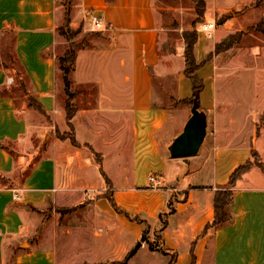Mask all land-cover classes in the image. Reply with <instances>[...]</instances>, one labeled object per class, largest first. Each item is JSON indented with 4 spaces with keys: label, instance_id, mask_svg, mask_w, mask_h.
I'll return each mask as SVG.
<instances>
[{
    "label": "crops",
    "instance_id": "crops-1",
    "mask_svg": "<svg viewBox=\"0 0 264 264\" xmlns=\"http://www.w3.org/2000/svg\"><path fill=\"white\" fill-rule=\"evenodd\" d=\"M156 1L70 0L66 25L97 35L77 53L70 76L77 90L73 133L80 146L53 141L43 145L49 154L37 159L39 152L31 144L40 127L27 117L28 103L18 109L8 95L14 78L0 65V264H57L55 246L36 235L40 221L34 213L101 196L107 190L105 177L116 205L145 221H132L115 212L106 199L95 197L93 206L110 218L113 240L118 242L107 250L112 257L126 254L149 227L158 230L167 257L175 255L174 264H264V168L250 169L235 184L232 223L203 234L214 218L216 193L227 186L235 170L251 161L253 151L264 163V126L258 137L252 138V129L245 140L234 129L246 126L250 117L240 121L234 113L227 115L229 104L218 103L212 86L216 127L210 147L190 158H171L168 149L187 122L169 140L165 137L170 116L168 109L156 105L153 78L160 64ZM256 1L226 0L222 5L220 0H205V16L210 18L206 23L215 24L218 17ZM61 2L0 0V34H13L16 64L29 85L26 93L47 112L45 118L52 121L45 128L49 131L69 128L56 55L64 15ZM94 16L101 18V27L93 24ZM238 21L229 19L219 33L228 34ZM216 29L210 38L204 36L212 39ZM211 50L197 42L195 56L199 51L204 57ZM186 80L185 75L178 78L180 99H186ZM252 118L250 125L255 126ZM85 146L100 155L101 165ZM152 174L158 177V186L150 185ZM171 199L175 212L161 230L159 216Z\"/></svg>",
    "mask_w": 264,
    "mask_h": 264
},
{
    "label": "rangeland",
    "instance_id": "rangeland-1",
    "mask_svg": "<svg viewBox=\"0 0 264 264\" xmlns=\"http://www.w3.org/2000/svg\"><path fill=\"white\" fill-rule=\"evenodd\" d=\"M202 1L207 8L205 0ZM220 2L222 5L227 4L226 0H220ZM59 6L64 15L57 30L61 43L57 47L56 55L58 58H62L68 50L76 52L77 55L81 49L86 48L93 40H96L97 35L92 31L85 32L81 28H72L73 37L68 41L66 36L62 34V29L67 26L66 23L70 19L67 15L71 9L70 0H62ZM197 8H200V3L194 0L156 1L155 12L159 27L160 64L156 70H153V78L156 105L165 107L169 112L170 120L165 132V137L169 140L170 135L172 137L177 134V130L190 119L192 116L191 109L194 103H197V101L187 100L193 94L189 80L183 84L186 99H180L177 96L178 78L181 75L184 76L187 69L185 62L186 43L183 35L185 32L196 31L199 36L198 44L202 43L211 47V52L204 57H200V53L197 51L199 54L196 57L198 70L196 71L195 68L190 70L198 75V84L203 85L200 103L199 101L198 103L201 104L200 113L206 122V136L200 150L204 151L210 147L216 127L213 120L215 116H213L211 109L214 101H216L211 97L210 87L212 86L217 93H215L216 97L219 98L218 103L229 104L230 108H228L227 115L234 113L236 118H240V121L245 120L246 116L250 117L246 126L239 125L234 129L236 133L243 135L245 140L250 138L252 129L254 130L252 138L258 137L261 126H264V33L252 28L260 22L264 23V0L256 1L253 6L241 11H232L227 14L234 13L232 18L243 23L238 21L237 25H231V32L228 34L219 33L221 31L219 30L220 26L225 23L221 21L227 15L215 19L217 29L212 39L206 38L204 36L206 34L200 32L201 24L208 22L210 18H207L205 13L203 16L198 15ZM228 38L230 40L235 39L236 42L216 53V45ZM16 62L13 51V34H0V65L4 66L8 75L14 78L8 95L14 98L17 108L21 109L23 104L28 103V100L24 98V93L19 85L21 81L25 84L27 80ZM58 70V82L60 87L64 88L63 73L59 67V62ZM26 89H29L27 83ZM70 89L76 96L74 92L77 90L72 83ZM224 111L221 112L224 113ZM26 115L33 124L40 127L34 131L31 144V149L39 152L37 159L49 154L46 148H43L44 144L49 145L57 140L70 141L72 132L69 128L64 131L60 129L56 131L45 130L46 127L51 126L52 121L40 116L32 107L29 108ZM252 117L256 120L255 126L250 125ZM247 126L248 130H246ZM94 159L98 163L95 156ZM251 164L252 168H264V163L258 152L252 155ZM105 192L109 193L110 191L105 190ZM95 197L89 195L86 196L85 201L78 205L73 204L69 207L52 205L46 207L45 210L34 213L40 221L36 235L48 244H52L51 246H55L57 264H123L137 243L141 242L140 239L129 248L126 254H119L120 258L112 257L107 250L117 240H113L114 230L110 218L93 206ZM59 211L67 212L62 214ZM147 230L146 238L153 243L155 249H158L160 247L158 230L152 231L149 227ZM141 243L142 247L126 264H170L172 262L166 254L159 250L150 251L145 242Z\"/></svg>",
    "mask_w": 264,
    "mask_h": 264
},
{
    "label": "trees",
    "instance_id": "trees-1",
    "mask_svg": "<svg viewBox=\"0 0 264 264\" xmlns=\"http://www.w3.org/2000/svg\"><path fill=\"white\" fill-rule=\"evenodd\" d=\"M194 1H196L197 3H200V8H197V14L203 16L205 11H206L205 3L202 0H194ZM257 1L259 2L260 0H257ZM233 14L234 13L227 15L226 17H224L222 19L221 22H226L228 19L233 17ZM252 28L255 31L257 30V31L264 33V23L263 22L258 23L256 26H253ZM62 34L66 36L68 41L73 37V32L70 30L68 25L62 29ZM183 38H184L185 43H186L185 62H186V66H187V69L185 70L184 75H185L186 79L190 81V83L192 85V92H193L192 97L190 99H187V100L197 101V103L199 101V103H200V93L203 90V85L198 84V82H197V80L199 79L198 75H195L194 72L190 71L193 68H195L196 71L198 70V66L196 65L195 46L198 42L199 36L196 33V31H193V32H185L183 35ZM235 42H236L235 39L230 40V38H228L225 41L216 45L215 52L218 53V52H220V50H223L227 47H230ZM75 60H76V52H73L70 50L66 51L65 55L62 58H58L59 67L63 73L65 93L67 96L66 106H65L66 122H67L69 129L72 132V136L69 139H70L72 145L80 146L79 143H77V141L74 137V133H73L74 127L72 124V120H73L77 110L73 104L74 95L70 89L71 82H70V78H69L70 73L74 70ZM188 68H189V70H188ZM19 87H20V89H22L25 92V95L28 96V106L32 107L37 113H39L40 115L47 118L48 117L47 112L45 111L43 106L39 103V101L37 99L27 95V93H26L27 89H26V85L24 84V82H21ZM200 105L201 104H199V112H200V109H202V107ZM85 147H87L88 149L91 150L93 155L96 157L98 164L101 165L100 155L95 153L89 146H85ZM254 153H256V152L253 151L252 155ZM250 169H252V164H251V161L249 160L245 165L240 166L238 169H236L235 172L230 177V180H229V183L227 184V186L222 187L216 193L214 218H213V221L209 225H207L203 234H205L207 231H209L211 229L216 230V229L225 227V226L232 223L233 217L231 214V205H232L233 197H234L235 184ZM105 181H106L105 184L107 186V190L110 192L109 193L104 192L101 196L96 197V198L97 199H99V198L106 199L107 202L110 204V206L112 207V209L115 212L123 213V214H125V216L128 219L135 221V222H138L140 224H145V221L141 220L138 217H131L127 213H124L116 205L114 198H113V195H112V191L110 190V182L106 177H105ZM186 195H187V192H185L184 199L186 198ZM59 212L64 214L67 211H59ZM174 212H175V210L173 208V200L171 199L169 201L167 211L161 213L159 216V221L162 224L160 226L161 230L167 224V217L169 215H172ZM147 234H148V230L146 228L145 231H143V234L141 236V242H145L150 251L159 250V251H161V253L168 255L167 251L161 245V237L159 236V232H158V236L160 238V247L158 249H155L153 243L151 241H149V239L146 238ZM170 258L172 261V262H170V264H174L175 255H172ZM129 259H130V257L128 256L124 260L123 264H126Z\"/></svg>",
    "mask_w": 264,
    "mask_h": 264
},
{
    "label": "water",
    "instance_id": "water-1",
    "mask_svg": "<svg viewBox=\"0 0 264 264\" xmlns=\"http://www.w3.org/2000/svg\"><path fill=\"white\" fill-rule=\"evenodd\" d=\"M191 117L185 124L183 131L172 142L169 153L173 159L190 158L199 152L206 136V122L199 112V104L194 103L191 109ZM142 247L138 242L129 257L134 256Z\"/></svg>",
    "mask_w": 264,
    "mask_h": 264
},
{
    "label": "built area",
    "instance_id": "built-area-1",
    "mask_svg": "<svg viewBox=\"0 0 264 264\" xmlns=\"http://www.w3.org/2000/svg\"><path fill=\"white\" fill-rule=\"evenodd\" d=\"M92 21L93 24L98 28L102 26V21L101 18L99 17H92ZM215 29V24L213 23H204L201 25V29L200 32H203L204 34H206L207 37H211L212 36V31H214ZM149 183L151 186H158L160 184L158 177L155 174H152L149 177ZM16 199H18V197H16Z\"/></svg>",
    "mask_w": 264,
    "mask_h": 264
}]
</instances>
